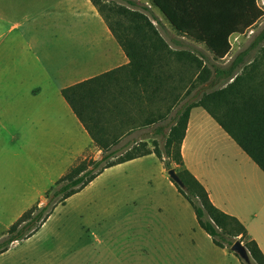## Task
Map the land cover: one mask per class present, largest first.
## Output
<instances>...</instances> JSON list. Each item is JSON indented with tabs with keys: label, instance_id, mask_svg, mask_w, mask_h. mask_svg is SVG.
<instances>
[{
	"label": "crops",
	"instance_id": "crops-1",
	"mask_svg": "<svg viewBox=\"0 0 264 264\" xmlns=\"http://www.w3.org/2000/svg\"><path fill=\"white\" fill-rule=\"evenodd\" d=\"M9 2L40 12L12 23L0 36H6L0 44V87L9 92L6 103L0 102V239L23 213L45 202L71 167L100 158L61 91L130 63L91 0ZM8 18L0 13V22ZM159 68L149 67L152 73ZM163 70L171 74L176 67ZM154 77L147 87L157 96ZM181 155L211 203L236 218L264 255V173L201 107L189 112ZM147 162H153L155 174ZM123 169L131 173L119 174ZM142 183L150 187L142 191ZM0 264L241 261L213 244L163 162L150 154L105 169L30 237L0 252Z\"/></svg>",
	"mask_w": 264,
	"mask_h": 264
},
{
	"label": "trees",
	"instance_id": "trees-1",
	"mask_svg": "<svg viewBox=\"0 0 264 264\" xmlns=\"http://www.w3.org/2000/svg\"><path fill=\"white\" fill-rule=\"evenodd\" d=\"M148 1L160 12L179 36L204 45L217 61L224 59L229 54L231 50L230 38L246 33L262 16L256 0ZM91 2L97 8L93 0ZM98 11L101 13L99 9ZM101 15L103 16L102 13ZM104 19L129 58V65L103 73L61 91L63 98L90 135L94 145H98L103 151L102 157L97 160L83 159L71 167L46 193L45 202L41 206H32L9 227L5 238L0 241V252L6 251L13 242L30 237L41 227L58 205L63 204L70 196L85 188L105 169L150 154H154L163 162L165 170L173 169L169 167V162L163 159L160 152L155 149H148L143 144H137L127 151L125 156L114 157L115 153L110 152V148L117 144L118 139L109 145H103L96 139L94 129H96L97 125L95 124L100 120V117L104 116L111 107L114 108L116 98L125 92L123 85H138L149 89L147 86L150 85V79L154 75L155 82L161 88L163 83L173 79L172 73L168 74L163 70L164 67L168 66V63L163 62L164 55L173 54L182 61L187 59V53H171L167 50L168 46L159 38L151 24H146L147 35L137 39L133 35L116 33L105 17ZM136 26L134 27V34L140 36L142 27ZM154 65L160 67V71L152 73L149 67ZM235 68L234 62L224 68L213 66L209 84L213 85V80L220 78L231 79ZM196 69L198 73L192 81L193 84L203 81V69L199 66ZM232 85L230 86H235ZM157 87L156 89H158ZM225 91L226 89H220L213 94H206L196 104L192 105L191 103L181 108L185 111L180 128H178V118L180 117L172 118V128L166 137V146L173 143L175 138L177 139L176 162L182 167V171L176 174L183 183V188L171 181L191 205L199 227L211 237L215 246L231 251V246L239 241L250 259L249 263H246L234 253L241 264H264L263 253L257 243L248 235L245 227L236 218L222 212L211 203L206 189L184 168L183 164L181 145L187 128L189 112L192 108L201 107L219 123L239 148L264 173V106L255 107L251 100L244 104V100L240 98L241 105L244 104V109L241 111L243 112L241 113L242 119L235 121L234 126L228 121V124H225L209 106L203 104L204 100L216 102ZM170 108L172 107L170 106ZM154 119L159 121L161 117ZM115 158H117L115 162H108ZM87 161L93 165L92 170L84 168ZM185 178L190 180L191 184H188Z\"/></svg>",
	"mask_w": 264,
	"mask_h": 264
},
{
	"label": "rangeland",
	"instance_id": "rangeland-1",
	"mask_svg": "<svg viewBox=\"0 0 264 264\" xmlns=\"http://www.w3.org/2000/svg\"><path fill=\"white\" fill-rule=\"evenodd\" d=\"M93 2L116 33L133 35L138 39L147 35L146 24H151L159 38L168 46L167 50L171 53H187V59L182 61L173 54L164 55L163 62L172 64L176 70L172 72L174 79L158 88L160 93L157 96L146 87L123 85L125 92L116 98L115 107H111L95 124L97 127L94 133L101 144L109 145L118 139L117 144L110 148V152L115 153L114 157L125 156L131 148L143 144L148 149L160 152L163 159L169 162V167L180 173L182 167L176 162L177 139L166 146V137L172 128L173 117L181 118H178L180 128L185 111L181 108L191 103L196 104L206 94L226 89L216 102L204 100L203 104L209 106L225 124L231 122L234 126V122L240 120L243 113L241 111L247 101H253L255 107L264 106V0H256L257 7L262 12L260 19L243 35H234L230 38L231 50L220 61L215 60L204 45L176 37L170 30L168 22L148 0H93ZM16 5L9 0H0V13L9 17L0 22V36L8 31L12 23L23 21L26 16L40 12V9L31 5L24 9ZM14 7H17L18 11L14 10ZM136 25L142 27L140 36L134 34ZM5 38L6 36L0 37V44ZM232 62L236 64L233 77L213 80V85H210L213 66L224 68ZM197 66L203 69V81L193 84L192 81L198 73ZM191 84L193 86H190ZM232 84L235 86L231 87ZM8 95V89L0 87L2 104L6 103ZM240 98L244 100L243 105ZM170 106L172 108L169 109ZM158 117H161V120L154 119ZM98 150L101 158L103 151L100 148ZM116 160L117 158L108 162ZM88 162L84 168L92 170L93 165ZM146 168L151 174L156 173L153 162H147ZM137 172L139 175L143 173L142 170ZM118 173L128 174L131 171L123 169ZM185 180L191 184L190 180L187 178ZM149 187L142 183L138 188L143 191Z\"/></svg>",
	"mask_w": 264,
	"mask_h": 264
},
{
	"label": "water",
	"instance_id": "water-1",
	"mask_svg": "<svg viewBox=\"0 0 264 264\" xmlns=\"http://www.w3.org/2000/svg\"><path fill=\"white\" fill-rule=\"evenodd\" d=\"M167 175L169 176V178L179 187L183 188V183L181 182V180L179 179L178 175L176 174L174 169H170L167 171ZM231 251L235 254L238 255V257L246 262L249 263L250 259L249 256L245 250V248L243 247V245L239 242L236 241L232 246H231Z\"/></svg>",
	"mask_w": 264,
	"mask_h": 264
}]
</instances>
